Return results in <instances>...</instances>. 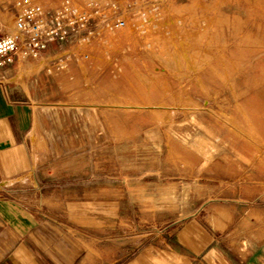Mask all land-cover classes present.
<instances>
[{"label":"rangeland","instance_id":"obj_1","mask_svg":"<svg viewBox=\"0 0 264 264\" xmlns=\"http://www.w3.org/2000/svg\"><path fill=\"white\" fill-rule=\"evenodd\" d=\"M96 1L101 22L10 63L13 81L74 112L61 116L76 145L63 165L89 163L92 196L121 199L126 241L172 236L194 219L255 263L264 256V0ZM76 188L69 195H85Z\"/></svg>","mask_w":264,"mask_h":264},{"label":"crops","instance_id":"obj_2","mask_svg":"<svg viewBox=\"0 0 264 264\" xmlns=\"http://www.w3.org/2000/svg\"><path fill=\"white\" fill-rule=\"evenodd\" d=\"M13 78L12 65L0 66V190L17 194L0 196V264H264L194 219L172 236L126 241L121 199L92 196L89 163H62L76 148L60 124L62 113L74 117L70 105L36 98ZM77 185L84 196L69 195Z\"/></svg>","mask_w":264,"mask_h":264},{"label":"built area","instance_id":"obj_3","mask_svg":"<svg viewBox=\"0 0 264 264\" xmlns=\"http://www.w3.org/2000/svg\"><path fill=\"white\" fill-rule=\"evenodd\" d=\"M96 0H0V66L36 58L90 20L104 19Z\"/></svg>","mask_w":264,"mask_h":264}]
</instances>
